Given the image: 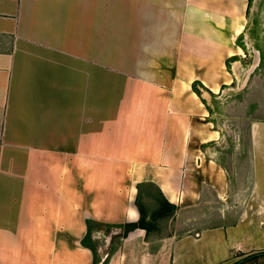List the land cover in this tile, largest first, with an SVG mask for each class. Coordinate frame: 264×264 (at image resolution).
<instances>
[{
    "label": "crops",
    "instance_id": "obj_1",
    "mask_svg": "<svg viewBox=\"0 0 264 264\" xmlns=\"http://www.w3.org/2000/svg\"><path fill=\"white\" fill-rule=\"evenodd\" d=\"M255 53L260 79L264 0H0V264H93L90 222L124 233L137 203L150 231L115 237L107 264L264 250V89L239 144L243 204L212 207L231 183L212 103ZM192 209L194 234L163 233Z\"/></svg>",
    "mask_w": 264,
    "mask_h": 264
},
{
    "label": "rangeland",
    "instance_id": "obj_2",
    "mask_svg": "<svg viewBox=\"0 0 264 264\" xmlns=\"http://www.w3.org/2000/svg\"><path fill=\"white\" fill-rule=\"evenodd\" d=\"M248 60V59H246ZM248 64L245 63L243 66L233 67L230 66V72L232 75L236 76V82L233 85H227V87L223 90L221 95L217 101H213V107L217 110V114H215L212 118L217 119V123L215 127L219 129L223 133V139L219 142L220 146H228L230 148L229 156L227 157V163L229 166V198L226 201H218L212 203V207L218 210V213L221 214L220 210L225 211L226 206L229 205L230 208H238L243 204V198L238 200L235 195L237 194V189L239 186L237 180L239 176L242 175L243 169L241 166V148L239 144L243 143V141L247 140V126L249 120L253 118H259L261 116H257L258 109L255 108L258 106V91L264 89V75L262 78L258 79V72L254 70L249 72ZM253 113L251 117H247L246 113ZM245 158H243L244 160ZM242 160V161H243ZM226 162V161H225ZM124 186H128L127 182H122ZM148 205V204H147ZM150 210H155V207H150ZM205 206V205H203ZM221 207V208H220ZM200 211V210H199ZM222 211V212H223ZM190 212V211H189ZM189 212H178V214L174 217V219L162 220V231L163 233H167L172 231V233L181 236L183 234H194L196 228L193 227L192 221L194 220L193 216L196 214L193 209L191 213ZM235 212H238L236 210ZM200 215V213H199ZM206 215H210V213H206ZM209 216L208 218H210ZM214 221L211 220L212 224ZM192 226V227H191ZM95 231H100L98 233V237L95 239L91 238V241L94 242L95 245V255L94 262L105 261L107 258V254L111 253L113 245L111 241L114 239L113 237H117V234L114 235L115 232H120L123 234V228L114 227V226H97ZM174 230V231H173ZM117 238L114 239V242ZM113 242V244H114ZM107 262V260L105 261Z\"/></svg>",
    "mask_w": 264,
    "mask_h": 264
},
{
    "label": "trees",
    "instance_id": "obj_3",
    "mask_svg": "<svg viewBox=\"0 0 264 264\" xmlns=\"http://www.w3.org/2000/svg\"><path fill=\"white\" fill-rule=\"evenodd\" d=\"M195 92H197V94H198V91L196 89H195ZM137 206H138L139 212L141 214V218H140L139 222L135 223V224L126 225L125 226L126 229H125L124 233L118 234L117 237L118 236L126 237L129 234V232H131L137 228L145 229L147 233L150 231L149 227L146 228V224H145L146 215L144 213V210L141 208V206H139L138 203H137ZM174 209H175V207L170 205V204L163 205L160 208L158 215H156V216L158 218H160V217L165 216V215H170L174 211ZM156 216H155V218H157ZM97 225H101V224H97V223H94L92 221L90 222L89 230L91 233L94 230V227ZM113 238H115V237H113ZM90 249L93 252V254L95 255V248L91 247ZM239 257L240 258L232 264H264V250L254 252L251 254H241V255H239ZM97 263L98 262L95 261V264H97ZM105 264H107V262H105Z\"/></svg>",
    "mask_w": 264,
    "mask_h": 264
},
{
    "label": "water",
    "instance_id": "obj_4",
    "mask_svg": "<svg viewBox=\"0 0 264 264\" xmlns=\"http://www.w3.org/2000/svg\"><path fill=\"white\" fill-rule=\"evenodd\" d=\"M257 56H258V54L255 53L254 62H253L252 65L249 67V72H252V71L256 70V67H257V65H258V62H257L258 57H257ZM106 260H107V258L105 259V261H106ZM105 261L101 262V260H100V261H98L97 264H105Z\"/></svg>",
    "mask_w": 264,
    "mask_h": 264
}]
</instances>
